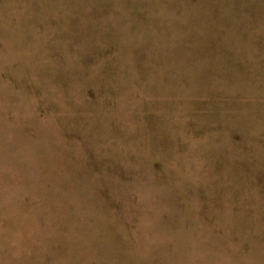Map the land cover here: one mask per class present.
<instances>
[{
	"label": "rangeland",
	"instance_id": "1",
	"mask_svg": "<svg viewBox=\"0 0 264 264\" xmlns=\"http://www.w3.org/2000/svg\"><path fill=\"white\" fill-rule=\"evenodd\" d=\"M0 264H264V0H0Z\"/></svg>",
	"mask_w": 264,
	"mask_h": 264
}]
</instances>
